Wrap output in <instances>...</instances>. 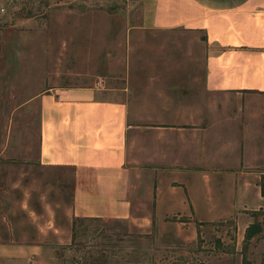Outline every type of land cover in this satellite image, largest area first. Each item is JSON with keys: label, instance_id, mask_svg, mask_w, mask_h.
<instances>
[{"label": "rangeland", "instance_id": "rangeland-1", "mask_svg": "<svg viewBox=\"0 0 264 264\" xmlns=\"http://www.w3.org/2000/svg\"><path fill=\"white\" fill-rule=\"evenodd\" d=\"M157 5L0 0V243L46 244L53 264H264V96L226 103L245 114L247 145L257 148L199 164L209 174L192 176L185 206L151 203L140 191L129 219L74 218V170L40 165L43 91L120 87L130 70L141 100L148 72H204L203 33L138 29ZM222 108L216 101L217 115Z\"/></svg>", "mask_w": 264, "mask_h": 264}, {"label": "crops", "instance_id": "crops-1", "mask_svg": "<svg viewBox=\"0 0 264 264\" xmlns=\"http://www.w3.org/2000/svg\"><path fill=\"white\" fill-rule=\"evenodd\" d=\"M138 29L203 33L205 70L148 72L141 100L130 70L124 86L58 87L36 97L39 162L74 170V218L129 219L140 191L151 203L185 206L194 200L191 178L207 177L215 152L257 148L247 145L245 114L229 104L264 96V0H158ZM48 249L0 243V264H53Z\"/></svg>", "mask_w": 264, "mask_h": 264}]
</instances>
